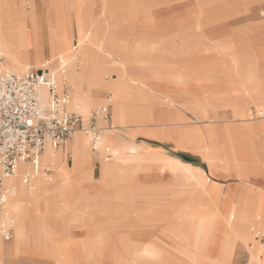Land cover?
Listing matches in <instances>:
<instances>
[{
  "label": "rangeland",
  "instance_id": "obj_1",
  "mask_svg": "<svg viewBox=\"0 0 264 264\" xmlns=\"http://www.w3.org/2000/svg\"><path fill=\"white\" fill-rule=\"evenodd\" d=\"M0 1L7 4L10 0ZM34 4L43 18V26L48 28L43 29L42 35V40H45L42 46L46 58L44 65L59 62L56 67L62 66L59 58L64 54H51L48 42V37L54 38L59 30L71 40L78 57L84 59L79 52V31L84 20L86 27L93 28L95 36L102 42L103 48L94 44L93 50L102 55L103 52L108 53L110 61L112 56L119 57L122 53L133 56L140 66V73H148L150 67L157 66L185 75L192 60L197 72L217 77L209 81L207 87L230 85V75L235 72L242 77L254 73L264 75V0H35ZM29 38L32 45L31 30ZM30 50V61L34 64L35 52L33 48ZM232 57L243 61L236 65ZM82 68L80 62L79 69ZM67 69L70 80L69 66ZM107 75L109 78L118 77L113 70ZM105 96L110 97V93H105ZM237 97L233 94L222 97L205 95L204 108L209 117L200 119H194L191 116L194 114L179 104L171 105L188 116L192 126L203 131L197 145L182 147L186 144L183 139L179 141L182 146H178L167 138L156 139L142 133L136 134V141L162 147L167 154L200 167L208 180L219 184L222 189L239 186L241 181L249 180L250 174L263 181L264 150L252 157L240 151L241 176L232 174L233 153L228 146L232 132L229 130L233 131L245 122L261 121L255 118L242 121L237 113L230 116L235 108L232 100ZM104 101L102 99L97 104ZM248 106L256 109L253 102ZM94 107L97 109L99 106ZM109 110L111 113V107ZM168 117L167 112L159 114V119ZM169 124L172 128L177 127ZM154 128L149 127L150 130ZM117 132L125 134L127 130L120 128ZM205 151L220 161V166L210 164L204 156ZM180 154L191 160L180 158ZM66 160L68 165H72L70 155ZM251 160L252 167H249ZM53 173L52 170L47 172L48 175ZM93 176L65 194L57 190L61 179L54 180L51 184L53 190L47 193V201L43 196L35 199L39 205L27 218L26 236L20 244H14V228L10 242L4 241L5 252L0 253V264H63L62 260L67 257L71 259L69 264H147L149 259L137 258L130 253L135 243L132 237L144 231L156 233L183 222V217L173 222L171 213L174 211H170L167 199L162 200V195L155 191L141 188L124 197L123 194H112L106 189L104 180L97 181L101 169L96 159ZM150 178L151 183L169 181L168 175L158 170H153ZM178 180L176 178L172 182L177 183ZM192 193L189 199L197 197V193ZM248 196V191L241 195L231 218L234 230H245L241 234L245 239L249 235L250 221L257 212L249 209ZM258 233V238L263 239L261 245H264V228L263 233ZM122 236L127 237L123 239L124 243L120 241ZM247 259V252L242 251L235 264H245Z\"/></svg>",
  "mask_w": 264,
  "mask_h": 264
},
{
  "label": "crops",
  "instance_id": "obj_2",
  "mask_svg": "<svg viewBox=\"0 0 264 264\" xmlns=\"http://www.w3.org/2000/svg\"><path fill=\"white\" fill-rule=\"evenodd\" d=\"M44 28L48 30L46 25L43 26ZM43 42L45 44V40ZM103 53L102 55L101 52L97 53L96 51L97 60L83 77V101L80 102L82 107L72 110L86 114L94 109V106H100L102 103H97L102 99L105 100V104L111 107V122L109 124L102 123L103 126L110 125L113 127V129L103 133L107 135V147L101 148L102 134L98 142L99 150L96 152L91 150L88 154L87 172L93 176L96 159L99 161L101 169V176L97 181L104 180L106 189L111 190L112 194H123L124 197L125 195H132L135 190L143 188L162 195V200L167 199L166 202H168L167 205L171 209L170 211H174L171 213L174 217L173 222L181 217L215 214L222 209L224 194L229 187L232 190L233 206L231 209L233 212L241 199V195L248 191L249 209L257 211L250 221L249 233L253 235L252 230L254 227L263 230L264 180L262 181L255 175L250 174L249 180L241 181L239 186H229L227 189H222L219 184L210 182L200 167L167 154L162 150V147H154L144 141H136V134L142 133L156 139L167 138L178 146H182L179 141L183 139L186 144L182 147L197 145L203 131L196 126H192L190 118L172 108L171 105L177 106L179 104L185 107L194 114L191 115L194 119L208 118L209 115L204 108L205 95L222 97V95L230 96L233 94L238 97L232 100L235 103V108L230 116L237 113L242 117V121H248L252 119L251 110H264V75L254 73L242 77L239 72H235L230 75V85L207 87L206 84L217 79V77L213 74L207 75L204 72H197L192 60L185 75L182 72L166 71L157 66H149L150 71L148 73H140L138 71L140 66L133 59V56L131 58L126 53H122L119 54V57L117 56L118 59L112 57L114 60L110 61L108 58L111 56L108 53ZM233 60L236 65L243 61L235 58ZM123 63L126 64L127 72L122 66ZM58 65L59 62L57 64L50 63L48 67L52 68ZM31 69L40 68L31 67L27 70ZM110 70L117 72L118 77L109 78L107 73ZM102 72L107 73L102 75ZM105 93H110V97L105 96ZM252 102L256 105V109L249 108L248 105ZM128 108H138L145 114L142 115L143 118L139 123L128 124L125 122V113L129 110ZM163 112L168 113L169 117L167 119H159V114ZM255 119H261V121L256 123L245 122L233 131L229 130L232 132L228 143L229 151L233 153L232 174L237 176H241L240 151H245L252 157V155L264 150V117H256ZM169 123L176 124L177 127L172 128ZM150 126L155 128L150 130ZM120 128L126 129L127 133L125 134L127 135L117 132V129ZM78 139L81 143L83 138L79 137ZM73 144L74 140L72 138L69 144L56 150L60 158V168L67 174L73 171ZM103 152L105 156L102 157ZM67 155L72 157V165L67 164ZM113 155L116 157L114 156L115 160L112 161ZM204 156L208 158L210 164L220 166V161L210 157L207 151H205ZM108 157L111 158L107 160ZM179 157L183 159L180 155ZM27 163L29 162L27 161ZM250 166L252 167V160L249 162ZM153 170L166 173L169 177L168 183H151L150 176H152ZM176 178L180 180L173 183L172 181ZM191 192L197 193L195 199H189ZM154 235L155 232L137 233L132 237L135 239L132 247L144 246ZM124 238L127 237L122 236L120 239L123 243ZM259 240L263 242L262 238H259ZM260 246L258 258L262 260L264 245ZM242 251H246L248 254L245 264H250L249 252L242 246V241L236 246L233 264H235V259Z\"/></svg>",
  "mask_w": 264,
  "mask_h": 264
},
{
  "label": "bare ground",
  "instance_id": "obj_3",
  "mask_svg": "<svg viewBox=\"0 0 264 264\" xmlns=\"http://www.w3.org/2000/svg\"><path fill=\"white\" fill-rule=\"evenodd\" d=\"M34 1L10 0L7 4L0 1V67L1 69H7L18 74L24 73L27 69L31 68V65H35V68L49 69L56 73L59 88H63V80L64 77L66 78L69 91L71 90L69 108L73 110L82 107L80 104L83 101L82 80L97 60L96 51L92 49V45L98 44L99 47L103 48L102 42L95 36V30L86 27L84 20H82L83 23L81 21L79 31V52L84 55V59L82 60L78 57L77 49L72 46L71 40H68L59 30L57 36L54 38L50 36L48 38L51 45V54L57 52L64 54V57L59 58L62 66L48 67L51 62L49 64L46 63L48 65H44L46 58L43 55L42 49L43 18L37 11ZM30 30L33 32L32 45L29 38ZM32 48L35 52L34 59L36 62L34 64L30 61V49ZM112 57L118 59L117 56ZM76 60H80L83 64L82 69L77 67ZM42 65L44 66L41 67ZM67 66L70 68V80L67 77ZM122 66H124L127 72L126 64L123 63ZM62 69L65 70V74H62ZM41 92L44 95V103H47V90L42 88ZM94 109L86 114L76 112L80 113L84 122L87 123ZM142 115L144 114L140 109L130 108L125 113V122L137 124L140 122L139 119ZM110 129H113V127L110 125L104 126L101 135ZM79 137L83 138L81 143L79 142ZM72 138L74 140L72 152L73 171L67 174L60 168V158L56 150L69 144ZM70 140L63 147L56 149L50 143H47L37 167L30 161H28L29 163L27 161H20L16 172L9 176L2 175L0 167V177L3 178V187L0 188V195L4 188V195L6 197L5 203L0 201V225L4 220L13 219L14 244L19 245L26 236L25 224L27 218L30 216L31 210L36 209L39 205V203L35 202V199L43 196L45 201H47V193L53 190L51 184L54 180L61 179V186L57 190L65 194L68 190L78 188L84 180L93 177L92 174L87 172L88 154L92 150L89 134L83 130H79L72 135ZM106 140L107 135L103 134L101 138L102 149L106 146ZM114 156L112 161L115 160L116 156ZM45 168L54 171V173L48 175L44 171ZM25 175L32 177L29 185L23 182ZM74 175H76L75 178L73 177ZM232 206V190L229 187L224 194L221 210L215 214L205 216L183 217L181 224L169 225L168 228L157 231L148 242L146 241L147 243L144 246L134 248L130 253L137 258L149 259L150 261L146 262L147 264H233L236 246L242 241V246L249 252L250 264H257L258 262L264 264V257L262 260L258 258V252L261 247V241L258 238L260 234L258 232L261 231L263 233V230L259 229V227H254L252 230L253 235L249 233L246 239L242 238L241 234L245 230L240 229V231H236L231 224L233 215ZM243 227L245 226L241 228ZM4 241L0 229L1 254L5 252ZM62 262L63 264H69L71 259L67 257Z\"/></svg>",
  "mask_w": 264,
  "mask_h": 264
},
{
  "label": "built area",
  "instance_id": "obj_4",
  "mask_svg": "<svg viewBox=\"0 0 264 264\" xmlns=\"http://www.w3.org/2000/svg\"><path fill=\"white\" fill-rule=\"evenodd\" d=\"M80 67V60H76ZM62 74L65 70L62 69ZM47 90V103L41 89ZM70 91L66 78L60 90L56 73L46 68L31 69L18 74L0 67V167L2 175L16 172L20 161H30L36 167L41 161L47 143L53 148L63 147L79 130L90 136L91 149L98 151V142L103 131L102 123H110L108 104H101L93 110L85 125L82 115L69 108ZM252 119L264 117V110H251ZM111 157H108L110 159ZM46 169V172H49ZM30 175L23 182L29 185ZM3 178L0 177V188ZM3 188L0 201L6 202ZM13 219L1 222L0 229L5 241L13 237Z\"/></svg>",
  "mask_w": 264,
  "mask_h": 264
},
{
  "label": "trees",
  "instance_id": "obj_5",
  "mask_svg": "<svg viewBox=\"0 0 264 264\" xmlns=\"http://www.w3.org/2000/svg\"><path fill=\"white\" fill-rule=\"evenodd\" d=\"M180 156L183 157L186 160H191L188 156H185V155H182V154H180Z\"/></svg>",
  "mask_w": 264,
  "mask_h": 264
}]
</instances>
